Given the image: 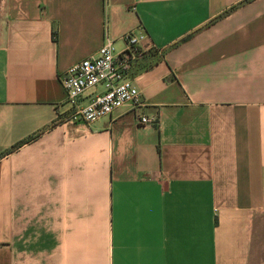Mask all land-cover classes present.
I'll return each instance as SVG.
<instances>
[{
	"label": "crops",
	"instance_id": "1",
	"mask_svg": "<svg viewBox=\"0 0 264 264\" xmlns=\"http://www.w3.org/2000/svg\"><path fill=\"white\" fill-rule=\"evenodd\" d=\"M140 25L142 102L68 118ZM263 224L264 0H0V264H259Z\"/></svg>",
	"mask_w": 264,
	"mask_h": 264
},
{
	"label": "built area",
	"instance_id": "2",
	"mask_svg": "<svg viewBox=\"0 0 264 264\" xmlns=\"http://www.w3.org/2000/svg\"><path fill=\"white\" fill-rule=\"evenodd\" d=\"M125 47L107 38L97 54L86 57L60 73L69 105V115L76 121L89 124L110 116L127 103L142 102L140 90L134 82L132 71L155 47L143 26L122 36ZM103 92L96 93L98 86ZM143 124L156 123V118L142 116Z\"/></svg>",
	"mask_w": 264,
	"mask_h": 264
},
{
	"label": "rangeland",
	"instance_id": "3",
	"mask_svg": "<svg viewBox=\"0 0 264 264\" xmlns=\"http://www.w3.org/2000/svg\"><path fill=\"white\" fill-rule=\"evenodd\" d=\"M258 257L259 264H264V224L258 234Z\"/></svg>",
	"mask_w": 264,
	"mask_h": 264
}]
</instances>
